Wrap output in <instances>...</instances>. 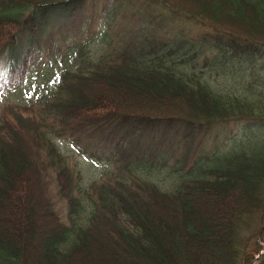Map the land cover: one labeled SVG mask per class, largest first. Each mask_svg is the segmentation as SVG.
Listing matches in <instances>:
<instances>
[{
    "label": "trees",
    "instance_id": "1",
    "mask_svg": "<svg viewBox=\"0 0 264 264\" xmlns=\"http://www.w3.org/2000/svg\"><path fill=\"white\" fill-rule=\"evenodd\" d=\"M82 1L0 0V56L20 36L73 12ZM158 1L228 37L218 46L220 84H210L193 70L197 52L161 42L111 58L82 59L84 66L62 70L54 91L58 101L39 108L3 104L0 264H83L99 249L122 264H264V142L246 154L231 144L200 156L184 171L175 163L166 189L136 160L126 164L139 178L134 173L106 177L99 185L92 183L90 191L81 190L58 150L57 121L101 130L114 123L113 132L124 126L131 133L161 122H179L192 131L244 121L250 124L244 131L248 137L239 142L248 143L264 130V67L244 66L260 52L240 58L232 69L221 62L232 41L246 51L264 48V0ZM160 45L166 50L152 56L149 52ZM53 167L58 192L67 198L69 225L44 191L45 173ZM12 202L21 211L9 222L3 210ZM28 223L33 226L27 232Z\"/></svg>",
    "mask_w": 264,
    "mask_h": 264
},
{
    "label": "rangeland",
    "instance_id": "2",
    "mask_svg": "<svg viewBox=\"0 0 264 264\" xmlns=\"http://www.w3.org/2000/svg\"><path fill=\"white\" fill-rule=\"evenodd\" d=\"M31 32L20 36L14 48L1 52L0 108L5 103L32 104L39 108L46 102L58 101L54 91L62 70L84 66L82 59L96 61L104 59L105 54L111 58L117 53H129L141 47L151 49L161 42L184 45V52L190 54L197 52L193 70L201 72L210 84L218 86L222 79V72L218 70L221 54L218 46L222 47L228 39L172 12L158 0H84L73 12L52 17ZM25 35L30 38L24 39ZM232 42L234 44L224 47L228 55L222 54L221 58L228 69L239 64L240 58L254 52L260 53H256L251 62H246L244 66L247 69L264 67V48L246 51L244 44ZM165 50L166 47L160 45L149 53L156 56V53ZM190 54L184 56L189 57ZM226 79L232 80L230 76ZM105 93L111 94L109 91ZM113 125L101 130L74 129L65 122L55 123L59 135L58 150L76 177L75 187L79 186L81 190L88 187L90 191L92 183L99 185L106 177L130 176L134 173L133 177L139 178L135 174L137 170H130L131 166L126 164L129 161L133 165L138 160L147 168L152 179L166 189L171 184L175 163L184 171L200 156L226 150L231 144L238 154H246L257 146L261 147L264 142V130H260L253 143L239 142V139L248 137L244 131L248 130L247 125L250 124L244 121L213 124L192 131L179 122H161L142 128L139 133H131L132 130L124 126L113 132ZM252 129L257 127L252 125ZM108 172L112 173L108 175ZM45 174V194L60 220L70 224L67 198L59 194L58 184L53 180L56 167L49 168ZM128 180L130 183L131 180ZM4 211L10 222L21 209L12 202L7 208L5 205ZM255 223L253 220L252 226ZM32 226L33 223L27 224V232ZM96 255L83 264H122L121 259H111L101 249Z\"/></svg>",
    "mask_w": 264,
    "mask_h": 264
},
{
    "label": "bare ground",
    "instance_id": "3",
    "mask_svg": "<svg viewBox=\"0 0 264 264\" xmlns=\"http://www.w3.org/2000/svg\"><path fill=\"white\" fill-rule=\"evenodd\" d=\"M145 129V128H144ZM55 211V210H54ZM56 212V211H55ZM57 213V212H56ZM58 215V214H57ZM59 216V215H58ZM60 218V217H59ZM63 222V221H62ZM69 225V224H68ZM99 248V247H98ZM258 257H259V255H258ZM251 264V263H250Z\"/></svg>",
    "mask_w": 264,
    "mask_h": 264
},
{
    "label": "water",
    "instance_id": "4",
    "mask_svg": "<svg viewBox=\"0 0 264 264\" xmlns=\"http://www.w3.org/2000/svg\"><path fill=\"white\" fill-rule=\"evenodd\" d=\"M263 228H264V226H263ZM256 258H258V256Z\"/></svg>",
    "mask_w": 264,
    "mask_h": 264
}]
</instances>
